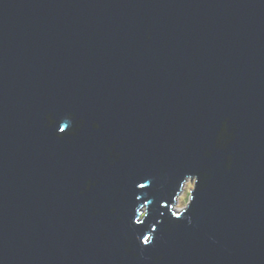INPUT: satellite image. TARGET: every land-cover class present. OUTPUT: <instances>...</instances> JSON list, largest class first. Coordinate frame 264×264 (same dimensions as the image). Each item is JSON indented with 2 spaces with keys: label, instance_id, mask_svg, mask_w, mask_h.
<instances>
[{
  "label": "water",
  "instance_id": "water-1",
  "mask_svg": "<svg viewBox=\"0 0 264 264\" xmlns=\"http://www.w3.org/2000/svg\"><path fill=\"white\" fill-rule=\"evenodd\" d=\"M0 264H264V0H0Z\"/></svg>",
  "mask_w": 264,
  "mask_h": 264
},
{
  "label": "clouds",
  "instance_id": "clouds-1",
  "mask_svg": "<svg viewBox=\"0 0 264 264\" xmlns=\"http://www.w3.org/2000/svg\"><path fill=\"white\" fill-rule=\"evenodd\" d=\"M45 119L49 125H52L54 123L57 125L55 128V133L57 136H60L62 133H65V132L69 134H74L76 129L79 127V124L73 121L71 113H68L67 115L62 117L59 121H56L54 117L50 113H48V114H45ZM92 127L93 128L98 127V124L96 121L92 122ZM223 132H224V125L222 124L221 133ZM186 176L196 177L194 184L191 186L190 198H188L187 200H182L179 203L174 204L173 195H172L171 202H167L166 200L160 201L161 207L165 206V204L167 205L168 212L171 214L172 218H176V219L181 218L183 214L188 212V209L194 200L193 192L197 188L199 177H198V174L195 172H186L180 178L178 185L181 182V180ZM92 183H93L92 180H86L84 183V189L87 190L92 185ZM150 183H151V178H146L142 181H138L136 184V187L142 188V187L149 185ZM144 195L147 196V193H144ZM135 199L139 201L140 195H137ZM152 199L153 198L145 199L143 202H140L138 203V205L134 206L135 214L132 216V223H134L135 225H141L144 223L146 217H148L149 215V205L152 203ZM161 215H163V213H161ZM184 219L186 220L187 223L189 224L192 223V218L190 215L184 216ZM156 223L157 224L161 223V220L159 217H157ZM155 232H156V224L149 222L148 229L144 231L143 235L137 234V239L139 240V243L142 246L151 245L155 239ZM156 259L159 260L160 258L157 257Z\"/></svg>",
  "mask_w": 264,
  "mask_h": 264
},
{
  "label": "rangeland",
  "instance_id": "rangeland-1",
  "mask_svg": "<svg viewBox=\"0 0 264 264\" xmlns=\"http://www.w3.org/2000/svg\"><path fill=\"white\" fill-rule=\"evenodd\" d=\"M194 180L195 179H190L186 182L184 189L182 191V193L180 194V196L177 198L176 203H179L182 200H187L190 197V190H191V186L194 184Z\"/></svg>",
  "mask_w": 264,
  "mask_h": 264
},
{
  "label": "bare ground",
  "instance_id": "bare-ground-1",
  "mask_svg": "<svg viewBox=\"0 0 264 264\" xmlns=\"http://www.w3.org/2000/svg\"><path fill=\"white\" fill-rule=\"evenodd\" d=\"M195 181V180H194Z\"/></svg>",
  "mask_w": 264,
  "mask_h": 264
}]
</instances>
